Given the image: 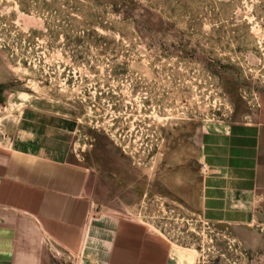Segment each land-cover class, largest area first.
<instances>
[{
	"label": "rangeland",
	"instance_id": "rangeland-1",
	"mask_svg": "<svg viewBox=\"0 0 264 264\" xmlns=\"http://www.w3.org/2000/svg\"><path fill=\"white\" fill-rule=\"evenodd\" d=\"M263 94L264 0H0L1 146L63 135L97 227L137 224L183 264H264V226L200 213L203 132Z\"/></svg>",
	"mask_w": 264,
	"mask_h": 264
},
{
	"label": "crops",
	"instance_id": "crops-1",
	"mask_svg": "<svg viewBox=\"0 0 264 264\" xmlns=\"http://www.w3.org/2000/svg\"><path fill=\"white\" fill-rule=\"evenodd\" d=\"M10 143L0 144V264H48V245L56 254H100L101 264H183L137 224L97 227L88 171L63 135L31 132ZM200 149L202 217L264 226V94L252 119L206 129Z\"/></svg>",
	"mask_w": 264,
	"mask_h": 264
}]
</instances>
